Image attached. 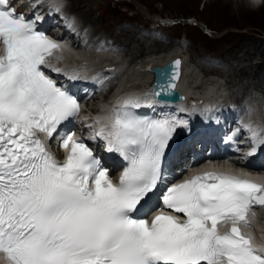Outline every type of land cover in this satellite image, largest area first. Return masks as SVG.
Here are the masks:
<instances>
[{
    "label": "snow or ice",
    "instance_id": "1",
    "mask_svg": "<svg viewBox=\"0 0 264 264\" xmlns=\"http://www.w3.org/2000/svg\"><path fill=\"white\" fill-rule=\"evenodd\" d=\"M0 46L4 264H264L242 231L252 226L255 207H264V184L227 172L198 173L168 186L163 209L150 221L135 217L161 183L166 149L186 122L138 116L129 110L136 102L126 100L95 132L127 162L118 182L75 134L60 136L67 153L60 162L41 137L52 140L80 112L78 100L42 70L61 46L11 0H0ZM179 65L176 60L156 96L171 94ZM244 127L253 155L264 146V132Z\"/></svg>",
    "mask_w": 264,
    "mask_h": 264
},
{
    "label": "rangeland",
    "instance_id": "2",
    "mask_svg": "<svg viewBox=\"0 0 264 264\" xmlns=\"http://www.w3.org/2000/svg\"><path fill=\"white\" fill-rule=\"evenodd\" d=\"M251 1L250 7L247 8L244 5L248 11L244 10L238 12L237 10H235L236 8H234V2L231 6L224 7L221 16L222 18H219L218 14H216L219 11L215 7L209 6V2L218 4V2H215L213 0H91L90 6L92 8V12L90 14H92V17H94L96 21L94 20L93 23L91 21L92 25L88 24L90 26L87 25V29L89 28V30H91V34H95L93 33L92 29L93 27H95L97 31L99 29L100 32L106 34L108 33L109 29L112 30L114 24L118 22H126L125 26L123 24H120V27L130 28L134 25L136 28V35L140 34L142 36H146L145 29L143 27L145 25L155 24L160 27H163V33L166 35L165 42L175 43L177 41L175 37H182L184 40H186L184 44L181 43V46L178 48V53L184 52L182 53V56H186V58L191 56V58L193 60L195 59L196 62L200 61L201 63L208 65L216 62V59L213 54L217 56L224 55L226 57L229 56V53H233L231 51V49H233L231 48V45L232 43L234 44L237 42V40L234 38V36L237 34L249 35V33H251L252 39L254 38V40L257 39L258 41L261 40L264 43V0H254L256 3ZM251 3L253 5H251ZM70 4L71 6L73 5L70 0H65V7H67L68 5L69 8ZM232 6L233 8H231ZM166 13H168L170 16L169 19H167L169 23L166 21L165 18H163ZM178 17H180L182 20L178 21L177 19H180ZM189 19L191 20L189 21ZM75 20L77 24H80L79 20L81 19L77 14L75 15ZM81 22L83 23L82 20ZM198 22L203 23L207 29L209 28V31L206 32L205 30L200 28L198 26ZM81 27H84L86 29V26ZM101 29L106 30L102 31ZM221 33H223V35H229L223 37V39L218 38ZM101 35L102 33L98 34V36ZM156 40L162 42L158 39ZM145 41L149 42L151 41V39H145ZM115 46L117 47L118 54L113 53L111 51H106V55H96L93 52L92 55L88 53L86 57H88L89 60L93 61H97L95 60V58H97L98 60L105 59L112 61L113 65L116 66L115 70L120 68L119 84L129 85L131 83H143L144 79H142V77L140 76H137V74L140 75L139 71L136 72L134 70L137 69L139 66L140 68H142V59H146L147 57L153 56L154 54H145L144 56L137 58L134 64L132 63L127 66L126 58H128V55H123L125 50L117 45ZM183 48L184 50H182ZM253 52L255 51L252 50V52H249V54H246L245 56L247 57L248 55H252ZM237 54L236 58L238 56L243 55V53L240 51H238ZM234 58L235 56H233V59ZM245 58H242L244 61H241L242 59L238 60V63L235 60L233 61L232 58L226 59H229L230 63H232V65L236 67L239 63H241V65L243 63L246 64L247 59L245 61ZM119 60H122L120 65ZM189 60L191 61V59ZM253 61L256 64L260 62V60L258 59H254ZM187 66L189 67L188 64ZM215 66L219 70H227V66L223 62H220L217 65L215 63ZM188 71L189 70L187 69L186 72ZM203 71L196 67L194 68L193 73L188 72L189 75L192 74L190 75L191 79L193 80L192 84H195L197 87L196 89H194V91H199V93H201V90H203V88H206V86H211L212 83L207 82L210 80V77L204 75L203 73H205L206 71ZM216 77L217 76H215L214 78L216 79ZM235 81L228 82L225 84V81H221L219 79L215 80V82L217 83H213V90H215V93L225 91L226 93L224 97H232L231 90L235 91L233 92V94L242 93L245 88H243L240 82L239 85L233 86L230 90L226 89V86H229L230 83L232 84ZM221 83H224L223 89L220 87ZM245 93L248 96L252 95L253 98H255V102H257L256 100H259L264 97V94L262 95L254 88L247 89ZM98 101L99 98L94 100V102ZM261 227L264 228V225H262Z\"/></svg>",
    "mask_w": 264,
    "mask_h": 264
},
{
    "label": "bare ground",
    "instance_id": "3",
    "mask_svg": "<svg viewBox=\"0 0 264 264\" xmlns=\"http://www.w3.org/2000/svg\"><path fill=\"white\" fill-rule=\"evenodd\" d=\"M70 1L73 3V5L71 6V4H70L69 8L67 5V8L70 11H72L75 15L77 14L80 17V19L83 21V23L81 22V24L88 25V24H91V21L93 23L95 18L92 17V14H90L92 12V8L90 6L91 0H70ZM172 1H174V0H172ZM213 1L218 2L219 5L212 3V2H209V6L215 7L219 11L218 13H216L217 11L215 13L218 14L219 18H222L221 16H222V12L224 10V7L231 6L235 2L236 7L233 5L234 8H236L235 10H237L238 12H241L244 10L248 11L246 9V7L247 8L250 7V1L251 0H241L242 2L240 0H236V1H234V0H213ZM252 1L254 3H256L254 0H252ZM251 5H253V4L251 3ZM233 6L231 8H233ZM97 7H98V5H97ZM223 15H224V13H223ZM241 15H243V14H241ZM169 17L170 16L168 13H166L165 16H163V18H165L166 20L169 19ZM125 23L126 22H122V23L118 22V23L114 24V27L112 28V30L109 29L110 31L108 30V33H106V34L103 32H100L99 29L97 31V29H95V27L92 28L93 33H95V34H91V30H88V32H89L90 38L92 40H97L98 38L104 37L105 39L110 40V41L120 45L121 48L125 50L123 55H126V56L128 55V58H126L127 66H129L132 63L134 64L136 62L137 58H140L141 56H144L145 54H148V55L154 54L153 56L147 57L146 59H142V66H141L142 68H140V66H139L138 68L136 67L137 69L134 70L136 72L139 71L140 75H138L136 73L137 76H140V77H142V79H144L143 83H140L139 85H145L146 84L148 87V85L150 84V81L152 80V74H151L148 67L155 65V64H161L164 61L171 58L172 56L178 55L182 59L181 73H180V77L177 81L178 87H180L181 84H183L184 81H186V79L187 80L189 79L188 80L189 82L187 83V85H188L187 87H189L192 84L193 80L191 79V76H190L192 74L189 75L188 72H190V73L194 72V69L192 72L190 71L191 64H194L196 66H199L201 71H203V70L206 71L205 74L210 75L209 77H210L211 81L209 80L207 82H209V83L212 82L211 86H206V88H203L202 92L208 93L211 90H213L214 89L213 85L215 83H217V82H215V80L219 79L221 81H225V84L228 82H232V81L237 80L232 84L230 83L229 86H226L227 90H230L235 85H239V82H240L242 84L243 88H245L243 90V92H245L249 88H254L256 91H258L262 95L264 94V43L261 40L258 41L257 39L256 40H254V38L252 39L251 33H249V35L237 34L234 36V38L237 40V42L234 44L232 43L231 48H233V49H231V51L233 53H229V56L225 57L224 55L223 56L214 55L218 59L223 60L224 63L226 64L227 70L222 71L221 69L219 70L216 66L208 67V66H205L203 64H200V63L196 62L195 59L193 60L191 58V56L188 58H186V56L185 57L182 56V53H184V52L178 53V51H179L178 48L181 46V45H179L178 42L177 43H173V42L162 43V42L157 41L156 39H151V41L147 42V41H145V39L149 40L147 38L148 36L144 37L140 34L136 35V32H135L136 28L134 25H133V27H130V28L120 27V24H123L125 26ZM88 26H90V25H88ZM101 30L105 31L106 29L105 30L101 29ZM100 33H102V35L98 36V34H100ZM223 33H221L218 36V38L223 39V37H226L229 35V34H224L225 35L224 36ZM222 39H220V40H222ZM232 39H231V41H232ZM182 50H184V49H182ZM252 50H254L255 52H253L252 55H248L249 57L248 56L246 57L245 55L249 54V52H252ZM238 51L242 52L243 55L238 56L236 58V56L238 55L237 54ZM75 52H81V51L75 50ZM98 55H106V53H102V54H98ZM233 56H235L236 59L235 58L233 59ZM184 58L186 59V61ZM226 58H232L233 61L235 60L236 62L242 58H245V61L247 59V61H246L247 63L246 64L243 63L242 65H241V63H239L235 67L234 65H232V63H230L229 59H226ZM189 59H191V61ZM254 59H258V60H260V62L258 64H256L253 61ZM122 60H119V63H121ZM241 61H244V60L242 59ZM186 62H188L187 64L189 65V67L187 66ZM187 69L189 70L188 72H186ZM249 69H250V71H249ZM215 76H218V77H216V79H215L214 78ZM222 78H224V79H222ZM136 84H138V83H136ZM223 85H224V83L220 84V87L222 89L224 88ZM147 87L144 90H142V88L140 89V88H130L129 87V88H125V92L135 91L134 96L139 97V95H140V93H142V91L144 93L148 92ZM187 87L184 89L185 92L191 91ZM221 91H223V90H221ZM231 91H232V93L235 92L234 90H231ZM118 98H119V96H118ZM102 103L104 104V102H102ZM100 115L101 114H97V116H100ZM96 121L100 122L99 119H96ZM188 155L190 156V154H188ZM181 156H183V154H181ZM261 212H262V215L264 216V208Z\"/></svg>",
    "mask_w": 264,
    "mask_h": 264
},
{
    "label": "water",
    "instance_id": "4",
    "mask_svg": "<svg viewBox=\"0 0 264 264\" xmlns=\"http://www.w3.org/2000/svg\"><path fill=\"white\" fill-rule=\"evenodd\" d=\"M176 60L180 61L179 57L173 56L172 58L166 60L162 64L151 66L150 70L153 72V79L151 82V87L153 89L154 95H155V92L160 91L158 85L162 83L166 84L168 82V78L171 76L173 72V64ZM175 82L176 81H174V83ZM156 97L167 99V100H176V99L182 98L183 95L177 90V88H174L171 91V94H162Z\"/></svg>",
    "mask_w": 264,
    "mask_h": 264
}]
</instances>
